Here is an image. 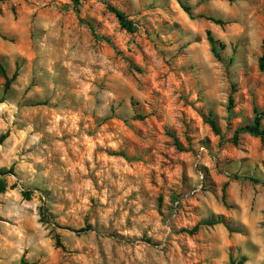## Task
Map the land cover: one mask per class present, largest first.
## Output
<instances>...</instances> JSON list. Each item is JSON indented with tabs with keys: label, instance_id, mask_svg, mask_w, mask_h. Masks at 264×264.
<instances>
[{
	"label": "clouds",
	"instance_id": "clouds-1",
	"mask_svg": "<svg viewBox=\"0 0 264 264\" xmlns=\"http://www.w3.org/2000/svg\"><path fill=\"white\" fill-rule=\"evenodd\" d=\"M0 264H264V0H0Z\"/></svg>",
	"mask_w": 264,
	"mask_h": 264
}]
</instances>
